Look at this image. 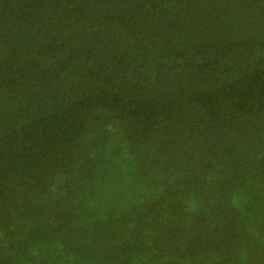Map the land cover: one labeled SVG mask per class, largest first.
I'll use <instances>...</instances> for the list:
<instances>
[{
    "label": "trees",
    "instance_id": "trees-1",
    "mask_svg": "<svg viewBox=\"0 0 264 264\" xmlns=\"http://www.w3.org/2000/svg\"><path fill=\"white\" fill-rule=\"evenodd\" d=\"M0 264H264V0H0Z\"/></svg>",
    "mask_w": 264,
    "mask_h": 264
}]
</instances>
